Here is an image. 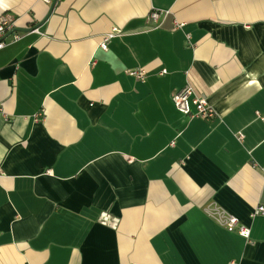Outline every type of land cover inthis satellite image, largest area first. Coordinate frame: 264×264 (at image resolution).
I'll list each match as a JSON object with an SVG mask.
<instances>
[{
  "label": "crops",
  "instance_id": "1",
  "mask_svg": "<svg viewBox=\"0 0 264 264\" xmlns=\"http://www.w3.org/2000/svg\"><path fill=\"white\" fill-rule=\"evenodd\" d=\"M50 8L0 0L31 30L0 50V264H264V0ZM187 84L214 120L177 111Z\"/></svg>",
  "mask_w": 264,
  "mask_h": 264
},
{
  "label": "built area",
  "instance_id": "2",
  "mask_svg": "<svg viewBox=\"0 0 264 264\" xmlns=\"http://www.w3.org/2000/svg\"><path fill=\"white\" fill-rule=\"evenodd\" d=\"M43 3L47 5H51L53 0H41ZM62 1V0H58ZM161 14L158 11L151 12L149 18L152 19L154 22L159 23L161 18ZM15 26L14 21L11 20L8 16H1L0 17V50L5 48L7 43V38L13 35L12 42H17L20 40L21 36L17 33H13ZM122 35V31L118 28H113L110 32L106 33L102 41L100 43V48L104 51H108L109 44L112 40ZM166 74V71L162 72ZM129 74L135 77L140 82H145L147 74L144 69H136ZM172 102L182 115L188 118H200L204 121L210 122L215 119L216 111L208 102L207 99L203 97H199L196 93L194 88L187 84L181 90L175 92L172 96ZM42 118V114L37 116V119ZM238 139L242 141L244 139V135L242 133L238 134ZM209 214L225 229L229 232H237L241 237L246 240L250 239L251 230L248 226L241 224L240 220L231 215H227L224 212L220 211H211L209 210ZM259 216H264V205H259L257 208L254 209L252 213V218H256Z\"/></svg>",
  "mask_w": 264,
  "mask_h": 264
},
{
  "label": "water",
  "instance_id": "3",
  "mask_svg": "<svg viewBox=\"0 0 264 264\" xmlns=\"http://www.w3.org/2000/svg\"><path fill=\"white\" fill-rule=\"evenodd\" d=\"M57 2H58V0H53V3L51 4L50 12H49L48 16L45 18L44 21H46V20L50 17V15L53 13V11H54V9H55V7H56V5H57ZM43 23H44V22H42V24H43ZM42 24H40L39 26H37L36 29L40 28ZM27 31H31V30H25V29H19V28H16V29H14L13 32L10 33L9 35H11V34H13V33L27 32Z\"/></svg>",
  "mask_w": 264,
  "mask_h": 264
}]
</instances>
